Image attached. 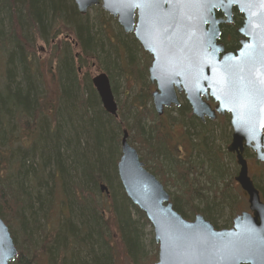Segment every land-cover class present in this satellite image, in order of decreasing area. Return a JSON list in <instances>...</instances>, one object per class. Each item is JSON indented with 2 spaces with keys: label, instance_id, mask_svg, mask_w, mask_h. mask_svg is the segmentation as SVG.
Returning a JSON list of instances; mask_svg holds the SVG:
<instances>
[{
  "label": "trees",
  "instance_id": "16d2710c",
  "mask_svg": "<svg viewBox=\"0 0 264 264\" xmlns=\"http://www.w3.org/2000/svg\"><path fill=\"white\" fill-rule=\"evenodd\" d=\"M104 17L123 33L103 10L93 21L89 15L81 16L74 0H0V50L6 60L0 77V218L18 249L19 256L12 264H42L44 260L47 264H115L107 208L97 203L103 184L111 193L108 210L113 218L109 219L117 226L132 264L158 261V253L148 255L143 245V224L149 222L127 198L118 175L126 130L146 169L156 177L160 174L165 187L171 183L178 188L180 194H170L171 201L185 220L191 221L199 214L222 230L230 228L236 216V192L223 181L220 154L216 148H205L210 130L190 116L191 109L183 96L181 106L165 114L175 115L171 125L184 124L196 132L200 152L216 166L213 170L206 162L201 164L206 179L203 185L191 177L197 165L185 166L178 159L168 164L169 151L160 123L163 118L154 109L153 85L144 76L140 77L142 90L119 108L118 121L103 110L90 80L79 79L73 57L64 51L57 73L58 104L46 111L47 92L36 70L34 39L46 40L51 33L62 35L56 27L71 34L81 47V66L84 60L103 56L116 72L119 67L115 60L125 53L131 72L139 67L137 57L145 54L139 43L133 35L127 36L129 41L120 37L117 44L111 43L102 28ZM242 25L238 16L235 26L224 28L221 43L228 51L240 49L238 29ZM127 111L134 112L132 124L124 119ZM222 130L214 135L217 142L225 137ZM24 131L31 133L24 135ZM248 156L255 158L251 152ZM216 174L222 177L217 179ZM256 186L264 200V184L256 181ZM230 191L234 198H227ZM55 208L61 211V220L53 231L50 222ZM227 217V225L221 227L220 220Z\"/></svg>",
  "mask_w": 264,
  "mask_h": 264
},
{
  "label": "water",
  "instance_id": "95a60500",
  "mask_svg": "<svg viewBox=\"0 0 264 264\" xmlns=\"http://www.w3.org/2000/svg\"><path fill=\"white\" fill-rule=\"evenodd\" d=\"M81 15L102 5L126 34L134 33L154 61L150 80L157 84L152 98L157 113L179 107L185 92L193 115L214 119L230 113L234 128L228 151L236 154L241 170L236 181L249 197L250 212L233 220L231 229L216 230L203 216L185 220L173 208L171 197L140 161L124 131L120 182L128 199L142 211L155 232L159 259L155 264H264V203L248 173L244 147L264 163V5L259 0H74ZM215 5V6H214ZM243 15V37L237 53L218 44L220 26L231 24L233 10ZM138 23L135 26V16ZM217 13L226 19H217ZM102 106L118 118V105L106 74L92 81ZM177 89V90H176ZM210 96L216 112L202 101ZM101 190L108 193V188ZM18 251L9 228L0 218V264H11Z\"/></svg>",
  "mask_w": 264,
  "mask_h": 264
},
{
  "label": "rangeland",
  "instance_id": "374dc122",
  "mask_svg": "<svg viewBox=\"0 0 264 264\" xmlns=\"http://www.w3.org/2000/svg\"><path fill=\"white\" fill-rule=\"evenodd\" d=\"M102 10L101 6L92 8L88 11L86 15H89L91 20L93 21L95 19V16L98 11ZM81 15V16H86ZM108 15V14H107ZM109 16V15H108ZM110 17V16H109ZM112 18V17H111ZM114 21L116 19L112 18ZM117 22V21H116ZM105 27L106 35L109 37L111 43L117 44L120 40V37L123 38L124 41H129L127 39V36L123 30L120 34L119 30L117 29V26L104 17V22L102 24V28ZM57 30H62V35L56 37L55 33H51L49 37L46 40L43 39H34V46L36 49V57L34 56V60L36 61V70L38 69V77L40 79V83L42 84V87L47 92V97L45 106L46 111H49L53 104H58V97L60 95V87L58 82V69L59 64L64 57V51L70 52V55L74 59V63L77 66V72L79 79L82 80H90V83L92 85V79L97 77L98 75L104 73L106 74L111 84L115 88V97L118 107L120 108L121 105H128L132 98H134V95L137 96V94L142 90V82L140 80V77L144 76L149 80L148 75V66L151 64L152 59H149L146 57L145 54L138 55L137 62L139 64V67L134 70V72H131V69L128 67L125 53L123 55H119L118 59L116 58L115 63L118 64L116 67H119L116 72L113 71L114 65H112L108 58L102 59L103 56H101L100 59H87L84 60V64L81 66V62L79 61L80 58H78L79 55L82 54L81 47L77 44V41L72 37L71 34H67L64 32L62 27H56ZM121 51L122 49L119 48ZM125 52V50H123ZM0 50V77L5 72V58L1 57ZM106 52V49H105ZM81 57V56H80ZM82 58V57H81ZM114 76V79L112 81V77ZM1 79V78H0ZM1 83V81H0ZM112 86V88H113ZM92 88L94 89L93 85ZM155 90V87L152 88V91ZM96 95L98 96L96 90L94 89ZM152 94V93H151ZM99 98V97H98ZM181 102V97H179ZM100 100V98H99ZM101 103V102H100ZM182 103V102H181ZM102 107V104H101ZM175 109V108H172ZM172 109H169L167 111H171ZM124 116V119L129 124H132L133 122V111H127ZM175 117L173 113L170 114H164L162 117L163 119L160 121V123H163V132L166 136V147L169 151V162L170 165L175 164L176 159H178L183 165H197L198 169L196 171V174L191 173V177L193 179H197L199 184L203 185L206 183V179H204L202 176H204V171L201 170V164L205 163L208 164V166L213 169L217 170L216 166L212 162V160L208 159V156L206 154L201 153L200 147L198 146L199 139L197 137H194V134L188 127H186L183 124H177V125H171V118ZM121 118H119L118 121H120ZM225 120V119H224ZM226 121V120H225ZM148 124V122H147ZM208 129L210 130V134H208V138L206 140V149L210 148H216V151L220 154L218 155V158L220 159V165L224 171V177L223 180L224 183H226L231 190L235 193L237 197V202L235 203L236 212L235 215L240 214L244 211H249V205H248V198L244 195L242 190L240 189L239 185L235 183V177L239 171V167L237 165L236 159L233 155L229 154L227 151L228 146L231 143V133L232 129L230 124L226 121L217 120L212 124H206ZM218 129H223L222 132L224 133L225 137L220 141L217 142L214 135ZM31 133V131H29ZM27 132H22V134H29ZM213 136V137H212ZM215 141V143H214ZM212 150V149H211ZM150 163V166H152V163ZM249 163V174L250 177L253 179H257L256 181L260 182V178L262 177L264 179V165L262 163H257L255 160H248ZM152 170V169H150ZM219 174H216V178L219 179L221 177H218ZM175 177V176H174ZM157 179L160 181V174L157 176ZM180 186H182L181 182L178 183ZM221 184V180H220ZM220 184L218 186H220ZM179 186V187H180ZM209 186V184H208ZM223 188V184L220 186ZM166 190L170 194H176L179 195L180 192L177 187L173 186L171 183L167 184V187H165ZM230 191V193H226L227 198L230 196L231 198H234L233 192ZM205 193V192H204ZM232 194V196H231ZM59 195V194H58ZM97 203L99 206H103L104 208H107L106 210V219L110 222L108 225L110 230V243L113 246L115 257H116V263L115 264H131L132 260H130L127 251L125 250L123 244L121 243L120 235L117 231V226L115 225L114 221L112 219H109L110 217L113 218V215L111 212L109 213L108 208L111 205L110 199L105 196L104 194L100 193V196H97ZM60 210L58 208H55L52 211V218H51V230H55L57 228L58 223L60 222ZM134 220H138V217L134 214L133 216ZM227 218L225 220H220V226L227 225ZM143 223V221L141 222ZM143 245L145 247V250L148 255H154L159 252V246L155 242V234L154 230L151 227L150 224H143ZM158 248V249H157ZM48 261L44 260L42 261V264H47Z\"/></svg>",
  "mask_w": 264,
  "mask_h": 264
},
{
  "label": "flooded vegetation",
  "instance_id": "af4514ba",
  "mask_svg": "<svg viewBox=\"0 0 264 264\" xmlns=\"http://www.w3.org/2000/svg\"><path fill=\"white\" fill-rule=\"evenodd\" d=\"M238 14V15H237ZM239 16V18L241 17V19L242 20H244V17L241 15V14H239V12L236 10V9H234L233 10V16H232V23L231 24H223V25H221L220 26V29H221V36H220V40H219V42H218V44H221V45H223L224 47H225V50L226 51H228L227 49H226V46L223 44V43H221V38H222V33H223V31L225 30L224 28H227V27H233V26H235V23L237 22V17ZM217 19H226V18H224V16L222 15V14H219V13H217ZM137 23H138V13H136V16H135V28H136V25H137ZM242 27V26H241ZM240 27V28H241ZM239 28V29H240ZM239 29H238V34H239ZM134 39L137 41V39H136V36H135V32H134ZM229 39V38H228ZM241 39H242V37L240 36V41H239V46H240V42H241ZM229 40H231V37H230V39ZM138 42V41H137ZM139 43V42H138ZM140 44V43H139ZM228 52H231V51H228ZM237 52V51H236ZM235 52V53H236ZM231 53H233V52H231ZM150 57V59H152V61H151V64H150V67L152 66V64H153V61H154V59H153V57L152 56H149ZM185 92H183L182 93V96L184 97V101L189 105V107H190V104H189V102L187 101V98H186V96H185V94H184ZM202 101L203 102H205L206 104H208L209 105V107L212 109V110H216V108H217V106H218V104L214 101V99L210 96V92H208V94L206 95V96H204V97H202ZM190 109H191V107H190ZM190 116L191 117H193V118H195V119H197L201 124H203L204 126H206V124H212V123H214L215 121H217V120H221V121H224L225 123H226V121L230 124V126H231V129H232V133H231V138H230V140H231V143H230V145L232 144V141H233V135H234V131H233V127H232V115L231 114H229V113H227V112H225V113H215V118L212 120V119H210L208 116H205L204 117V119L202 120V119H200V118H198V117H194L193 115H192V109H191V114H190ZM226 121H225V120ZM184 125V124H183ZM263 134H264V131H263ZM230 145L228 146V148L230 147ZM228 148H227V151H228ZM248 152H251V153H253L254 155H255V158H252V159H250V157L248 156ZM228 153H229V151H228ZM229 154H231V153H229ZM231 155H233L234 156V158L236 159V154H231ZM244 157H245V159L247 160V162H248V160H255L256 161V153L254 152V151H251V150H247V149H244ZM249 157V158H248ZM248 165H249V163H248ZM260 182L262 183V184H264V179L261 177L260 179Z\"/></svg>",
  "mask_w": 264,
  "mask_h": 264
},
{
  "label": "snow or ice",
  "instance_id": "6c2138e0",
  "mask_svg": "<svg viewBox=\"0 0 264 264\" xmlns=\"http://www.w3.org/2000/svg\"><path fill=\"white\" fill-rule=\"evenodd\" d=\"M209 2H211V0H209ZM228 2L229 3H232V2H234V0H228ZM259 2H260L261 5H264V0H259ZM220 3L223 4L224 3V0H220Z\"/></svg>",
  "mask_w": 264,
  "mask_h": 264
},
{
  "label": "bare ground",
  "instance_id": "6f19581e",
  "mask_svg": "<svg viewBox=\"0 0 264 264\" xmlns=\"http://www.w3.org/2000/svg\"><path fill=\"white\" fill-rule=\"evenodd\" d=\"M244 149H247V150H251V151H254L252 148H247V147H244ZM104 185V184H103ZM104 186H106V185H104ZM108 189H109V187L108 186H106Z\"/></svg>",
  "mask_w": 264,
  "mask_h": 264
}]
</instances>
